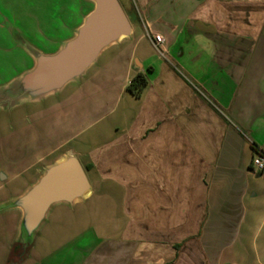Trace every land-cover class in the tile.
Listing matches in <instances>:
<instances>
[{
  "label": "crops",
  "instance_id": "crops-1",
  "mask_svg": "<svg viewBox=\"0 0 264 264\" xmlns=\"http://www.w3.org/2000/svg\"><path fill=\"white\" fill-rule=\"evenodd\" d=\"M84 1L92 8L55 50L23 43L27 69L0 92L36 67L32 51L53 56L76 37L95 9ZM119 1L132 35L82 78L38 101L0 98L21 108L0 121V208L70 154L90 168L91 196L54 206L19 264H264V171L253 168L264 156V0ZM139 73L149 84L137 98ZM22 221L0 209V264ZM51 221L52 246L37 251Z\"/></svg>",
  "mask_w": 264,
  "mask_h": 264
},
{
  "label": "water",
  "instance_id": "water-1",
  "mask_svg": "<svg viewBox=\"0 0 264 264\" xmlns=\"http://www.w3.org/2000/svg\"><path fill=\"white\" fill-rule=\"evenodd\" d=\"M95 9L85 19L76 37L53 56L36 51V67L0 92L5 103L38 101L62 91L69 83L82 78L110 46L129 38L132 25L119 0H90ZM92 186L79 159L68 155L48 167L38 182L21 197L0 209H19L23 213L18 245L26 249L47 222L50 210L59 204L73 206L91 196Z\"/></svg>",
  "mask_w": 264,
  "mask_h": 264
},
{
  "label": "rangeland",
  "instance_id": "rangeland-1",
  "mask_svg": "<svg viewBox=\"0 0 264 264\" xmlns=\"http://www.w3.org/2000/svg\"><path fill=\"white\" fill-rule=\"evenodd\" d=\"M91 8L92 5L84 0H0V87L8 84L15 76H19L27 69L25 64L27 60L22 53L24 42L38 46L45 52L55 50L62 40L73 35L72 28L82 22L83 15ZM76 87L78 84L73 83L68 89ZM20 109L0 107V121L16 116L21 112ZM23 188L24 183L20 181L10 187L14 192ZM98 199L96 193L87 204L91 212H95L91 213V220L100 205ZM68 216L69 214L62 212V221ZM55 231L51 221L38 238L37 251H47L52 246L50 235ZM30 250L31 247L20 248L11 257L10 264L23 262ZM34 258L31 256L30 262Z\"/></svg>",
  "mask_w": 264,
  "mask_h": 264
},
{
  "label": "trees",
  "instance_id": "trees-1",
  "mask_svg": "<svg viewBox=\"0 0 264 264\" xmlns=\"http://www.w3.org/2000/svg\"><path fill=\"white\" fill-rule=\"evenodd\" d=\"M149 84V81L145 74L139 73L137 74L131 81V83L128 86V92L137 98L141 97L144 90L147 88ZM87 171L90 170V168L86 169ZM21 248L20 245H15L13 247V250L11 251V257L14 256L18 250ZM179 247H177L178 249Z\"/></svg>",
  "mask_w": 264,
  "mask_h": 264
},
{
  "label": "built area",
  "instance_id": "built-area-1",
  "mask_svg": "<svg viewBox=\"0 0 264 264\" xmlns=\"http://www.w3.org/2000/svg\"><path fill=\"white\" fill-rule=\"evenodd\" d=\"M156 47H160L164 40L163 37L160 35H156L153 38ZM253 168L256 172H263L264 171V156L262 154H258L253 160Z\"/></svg>",
  "mask_w": 264,
  "mask_h": 264
}]
</instances>
